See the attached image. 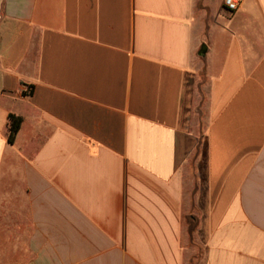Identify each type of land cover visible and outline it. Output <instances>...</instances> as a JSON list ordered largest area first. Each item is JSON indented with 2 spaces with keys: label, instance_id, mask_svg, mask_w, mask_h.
I'll use <instances>...</instances> for the list:
<instances>
[{
  "label": "crops",
  "instance_id": "1",
  "mask_svg": "<svg viewBox=\"0 0 264 264\" xmlns=\"http://www.w3.org/2000/svg\"><path fill=\"white\" fill-rule=\"evenodd\" d=\"M201 233L264 264V0H0V264H190Z\"/></svg>",
  "mask_w": 264,
  "mask_h": 264
},
{
  "label": "rangeland",
  "instance_id": "2",
  "mask_svg": "<svg viewBox=\"0 0 264 264\" xmlns=\"http://www.w3.org/2000/svg\"><path fill=\"white\" fill-rule=\"evenodd\" d=\"M199 131H200L199 140H198L199 159L195 163L196 164L200 163V165L202 164V167H203L202 154L204 152V143H205V123H203V120H202L201 130ZM204 243H205V240H203V233H201L200 235H196L194 239L190 242V247H189L190 264H203L204 263V259H205Z\"/></svg>",
  "mask_w": 264,
  "mask_h": 264
},
{
  "label": "trees",
  "instance_id": "3",
  "mask_svg": "<svg viewBox=\"0 0 264 264\" xmlns=\"http://www.w3.org/2000/svg\"><path fill=\"white\" fill-rule=\"evenodd\" d=\"M32 90H30L29 94L25 93V95H31ZM23 123V118L20 116H17L15 114L9 115V123H8V141L10 144H13L16 140V137L21 129ZM196 227V224H194L192 221L189 223L190 233H194V229Z\"/></svg>",
  "mask_w": 264,
  "mask_h": 264
},
{
  "label": "built area",
  "instance_id": "4",
  "mask_svg": "<svg viewBox=\"0 0 264 264\" xmlns=\"http://www.w3.org/2000/svg\"><path fill=\"white\" fill-rule=\"evenodd\" d=\"M226 9L230 12H235L239 9L240 0H224Z\"/></svg>",
  "mask_w": 264,
  "mask_h": 264
}]
</instances>
